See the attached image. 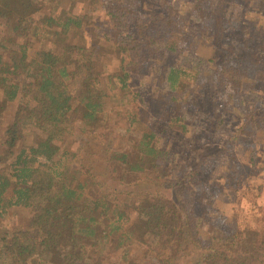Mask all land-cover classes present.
Wrapping results in <instances>:
<instances>
[{
	"label": "trees",
	"instance_id": "trees-1",
	"mask_svg": "<svg viewBox=\"0 0 264 264\" xmlns=\"http://www.w3.org/2000/svg\"><path fill=\"white\" fill-rule=\"evenodd\" d=\"M229 1L245 0H186L182 25L171 0L143 17L131 0H0V110L19 101L0 152V218L12 207L32 211L25 225L0 226V264H89L109 244L125 264H264V226L228 220L209 200L201 205L199 166L218 151L204 155L206 141L184 137L185 114L173 110L168 125L143 126L130 150H114L112 96L100 82L105 74L111 89L125 90L152 52L179 53L197 41L209 46L206 61L220 66L219 89L256 82L264 16L235 19ZM76 2L86 4L83 12H74ZM188 77L182 65L165 68L161 80L173 101L186 93ZM214 121L215 129L224 122ZM259 122L264 130V111ZM75 129L86 141L66 163L57 141ZM162 135L193 142L194 167L176 173L169 149L157 143ZM210 211L211 231L200 235L190 220ZM132 244L143 252H131Z\"/></svg>",
	"mask_w": 264,
	"mask_h": 264
},
{
	"label": "rangeland",
	"instance_id": "rangeland-1",
	"mask_svg": "<svg viewBox=\"0 0 264 264\" xmlns=\"http://www.w3.org/2000/svg\"><path fill=\"white\" fill-rule=\"evenodd\" d=\"M164 0H131L139 15H147L153 9H159ZM176 7L178 20L187 25L190 3L186 0H171ZM230 2V1H229ZM231 15L237 19L242 16L248 20H255L259 14L264 16V0H245L243 4L232 3ZM67 5V3H65ZM85 3L76 2L72 5L74 12H83ZM102 9V10H101ZM95 12L97 16V31L106 27V7ZM259 12V13H258ZM258 15V16H257ZM141 17V18H142ZM1 31V27H0ZM139 73L133 74L128 88H112L107 85L105 74L100 76V82L112 96L111 108L108 116L114 126L113 149L130 150V144L143 126L154 127L159 124H169L171 112L181 111L185 114L182 122L187 125L189 132L184 137L206 141L204 155H217L205 158L199 166L198 176L202 189L196 190V195L209 200L211 210L218 212L228 220H235L243 226L260 228L264 226V130L259 121L263 117L262 97H264V70L257 76L256 82L234 81L231 85L221 89L217 86L220 66L215 62L206 61L210 56L208 44L193 42L181 49L179 53H168L162 49L154 51ZM117 59L108 66L107 72L115 68ZM169 65H182L189 71V83L186 93L171 99V92L162 82V73ZM175 93V92H174ZM178 93V92H177ZM180 94V93H179ZM19 101L15 100L0 110V152L6 137V125L12 118ZM216 117L224 122L215 129ZM137 119V121L134 120ZM31 129L25 130L27 138L31 137ZM85 140L83 134L73 130L62 140L57 141L61 151H65L68 162L71 154L79 149ZM158 145L169 149L172 169L186 172L194 167L199 156L193 155L190 145L171 136L162 135ZM76 168L72 158L70 164ZM103 167H100L102 170ZM106 178V175L104 176ZM200 206V205H199ZM196 209L198 207L196 205ZM201 210H204L200 207ZM200 212V210H198ZM211 211L202 217L191 219L190 223L200 235L211 231L209 219ZM32 215L26 207H12L0 218V226L14 228L25 225ZM102 249L101 257L91 255L89 264H125L119 249L109 244ZM143 247L132 244L131 252L142 253ZM145 258V257H144ZM138 259V258H137ZM140 261H145L139 258ZM36 264H47L37 261Z\"/></svg>",
	"mask_w": 264,
	"mask_h": 264
}]
</instances>
